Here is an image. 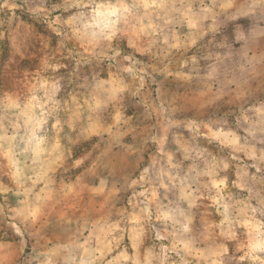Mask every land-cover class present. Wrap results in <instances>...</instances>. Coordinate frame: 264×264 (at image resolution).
Segmentation results:
<instances>
[{"label": "rangeland", "instance_id": "obj_1", "mask_svg": "<svg viewBox=\"0 0 264 264\" xmlns=\"http://www.w3.org/2000/svg\"><path fill=\"white\" fill-rule=\"evenodd\" d=\"M263 32L264 0H0V264H189L186 257L196 255L192 247L139 251L137 227L130 238L105 227L103 220H117L120 212L105 206L106 199L98 202L111 194L109 186L77 191L64 180L76 172L73 159L55 170L65 159L60 150L88 156L93 174L102 176L125 145L116 164L118 170L128 165L127 177H133L142 156L157 149L149 139L156 131L201 135L235 127L244 135L235 145L240 156L226 157L235 167L242 162L237 174L245 188L227 190L249 201L225 208L206 204L220 217L217 223L208 219L217 235L201 236L210 244L206 261L222 264L213 261L218 253L227 256L224 264H264ZM214 81L232 86L214 88ZM182 112L195 121L186 122ZM125 133L137 134L139 146L122 141ZM193 145L197 162L217 150L201 137ZM131 152L140 156L131 159ZM160 158L149 157L159 165L153 181L172 177L168 158ZM217 173L192 176L207 180ZM91 190L95 196L89 198ZM122 191L136 211L152 210L136 188ZM87 214L95 218H80ZM144 222L152 240L161 239L151 235L152 221ZM215 241L231 250H217Z\"/></svg>", "mask_w": 264, "mask_h": 264}, {"label": "crops", "instance_id": "obj_2", "mask_svg": "<svg viewBox=\"0 0 264 264\" xmlns=\"http://www.w3.org/2000/svg\"><path fill=\"white\" fill-rule=\"evenodd\" d=\"M264 34V32L262 33ZM260 51H263L264 48H260ZM257 50V51H259ZM250 70L253 68V64L249 66ZM230 85V84H229ZM220 85L214 81L212 86L214 88L219 87L221 89L228 88L231 85ZM257 91V89H254ZM173 102H178L172 101ZM164 104V103H163ZM180 104H178L179 107ZM177 104H173L170 107H176ZM158 109V106H155ZM161 112V111H159ZM186 122L195 121V117L193 115H183ZM157 116H155L156 118ZM213 117H210L209 121L210 124L214 123ZM237 118H235L234 124H237ZM184 122V121H183ZM213 122V123H212ZM241 123V120L239 121ZM214 128V127H213ZM89 132L92 130V127H89ZM88 132V130L86 129ZM80 132V131H79ZM78 132V133H79ZM89 135H93L94 133H89ZM76 132V136H78ZM94 136V135H93ZM126 138H122L130 148L138 147V137L137 134H126L124 135ZM149 136V135H148ZM244 135L241 134L240 131L237 130L235 127L232 130L220 129L214 130L213 133L211 132H203L201 135H197L193 133H187L183 131L182 133L178 132H169V131H156L150 135L151 140L158 142L157 149L153 150L152 152H147L145 157L142 156L140 163L137 166L138 174L136 176L127 177L128 173V165H123L122 168L118 170V165L116 164V155L121 152L123 147L116 149L114 152L116 155L113 154V158L107 162L106 165V172L102 176L94 175L93 169L94 165L87 164V157H82L81 153L76 152V149H68L69 147H63L61 152L65 153V159H62L61 163L56 164L55 170H59L60 168L64 167L65 162L68 159H73L76 164V172L71 179H64L65 181H73L75 186L78 189L82 187H88L91 189L99 187L102 183H106L110 189L111 194L107 193L104 197H99V201L102 199H106L105 206L115 207L117 206L118 210L120 211L118 214V218L116 217H107L106 220H103L105 223V227H107L113 234L131 237V231L134 230L136 227L138 228V239L137 241L134 240V244H136L139 251L148 250L152 245H158L160 252L162 251H169V252H179L180 250L191 249L195 251L196 255L191 257H186L189 264H209L210 261H206V256L211 252L209 250L210 244L206 243L201 236L210 237L213 234L217 235V230H214L215 225L209 224L208 219L215 220L216 223L219 221V215H216L212 212L206 204L213 205L214 208H220L227 204H241L244 202H248L249 200L240 196L233 194L232 190H227L234 188L236 191L237 189L242 190L245 187L239 183L238 174L240 171L242 172V162L241 167L237 166L235 161H231L229 163V159H227L226 154L231 155L235 160L237 157L240 156L237 152L236 144L239 141H242V137ZM196 137H201L208 142L210 147H213L216 143V148L210 149V151H206L205 159L203 162H197L195 160V147L193 145L194 139ZM259 135L257 134L254 139H250V141L256 142V138ZM88 138V137H87ZM251 138L253 135L251 134ZM264 139V135L262 136ZM142 140V136L140 138ZM177 144V153H175L174 144ZM254 144V143H253ZM227 149L224 155L220 154L218 149ZM88 150V149H87ZM93 148H90L88 151H91V156L93 154ZM113 150V149H112ZM252 150V146H251ZM81 152V151H80ZM83 153V152H82ZM58 154V153H55ZM102 153H97L96 155L99 157ZM124 154V153H123ZM127 155V154H126ZM139 154L138 152H131L130 157L135 158ZM159 156L160 159L166 160L168 158L170 171H172V177L168 180H151L152 173L155 172V163L152 164V161L149 157L152 156ZM140 156V155H139ZM102 157V156H101ZM216 165H213L212 159H219ZM100 158H97L95 161H99ZM78 164V165H77ZM96 164V163H95ZM174 166V167H172ZM258 167V166H256ZM78 171V172H77ZM120 171V173H118ZM211 172L215 171L218 172L213 178L207 180H195L192 175L195 172ZM55 172V171H54ZM230 173L234 172V177H228L226 174L223 173ZM240 172V173H241ZM222 173V174H221ZM84 176L86 178L85 181H78V178ZM115 176H118V180H115ZM237 176V177H236ZM180 178V179H179ZM180 180V181H179ZM88 185V186H87ZM134 187L137 189V192L140 194L139 198L141 202L148 201L149 206L151 207V211H147L145 215H142L139 210L136 211L132 206V201L126 200L122 193L123 188ZM212 188L213 189V196H206L203 189ZM171 189V190H170ZM202 189V190H198ZM81 195H85L81 193ZM89 198L94 197L95 193L88 191L86 194ZM144 198V200H142ZM117 200V201H116ZM212 200V201H210ZM226 200V202H225ZM252 204V203H251ZM212 208V209H214ZM226 210V209H225ZM229 213L231 214L230 210ZM95 218L93 215L87 214L86 217L81 215L80 218H88V217ZM134 218V220H138L137 223L129 225L127 220ZM182 220L181 223H177V221ZM228 219V218H227ZM236 219V217H235ZM146 220H150L153 223L155 230H151V235L155 234V237L158 238L159 236L161 239L157 241H153L149 232L145 229L146 228ZM123 222V224H118V222ZM202 224H206L207 226L202 227ZM119 228L122 231H119ZM204 228V229H202ZM201 230H204L201 231ZM94 230H91L93 232ZM203 232V234L201 233ZM137 233H133L132 235H136ZM202 234V235H201ZM149 238L151 241H145L144 238ZM216 243L211 246H215L217 250L221 248L223 251L231 250V247L226 242H219L215 241ZM97 244V243H96ZM187 245V247H186ZM96 249L95 246H91ZM183 248V249H182ZM186 248V249H185ZM112 250L113 247H111ZM227 256H219L218 253H214V262H222L224 264V259ZM199 258V259H198ZM211 260V259H210ZM200 262V263H199Z\"/></svg>", "mask_w": 264, "mask_h": 264}]
</instances>
